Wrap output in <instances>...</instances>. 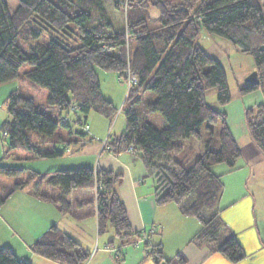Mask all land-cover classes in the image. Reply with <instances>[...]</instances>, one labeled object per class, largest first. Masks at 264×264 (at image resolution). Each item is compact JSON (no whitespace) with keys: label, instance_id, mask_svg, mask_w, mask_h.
Returning <instances> with one entry per match:
<instances>
[{"label":"trees","instance_id":"obj_1","mask_svg":"<svg viewBox=\"0 0 264 264\" xmlns=\"http://www.w3.org/2000/svg\"><path fill=\"white\" fill-rule=\"evenodd\" d=\"M149 7L158 12L154 25L142 15ZM117 8L124 13L120 31L113 30L105 0H0V85L16 79L20 66L27 63L31 68L24 77L46 88L47 105L59 110L56 121L37 109L30 95L17 90L8 94V118L0 124V140L7 148L0 158V178L19 180L0 182V207L13 192L32 182V192L43 199H52L44 186L57 187L60 194L54 200L62 211L68 207L65 197L70 190H90L95 198L98 233H104L109 225L122 241L129 240L133 234L115 190L120 174L90 167L40 174L6 162L64 155L71 139L58 130L59 125L68 128V136L72 135L71 125L85 131L90 112L110 119L117 111L103 96L97 71L115 72L124 83L129 71L134 80L126 87L120 109L124 131L106 138L102 149L116 155H136L153 180L156 204H177L182 214L200 222L192 238L197 247L238 263L245 254L232 235L222 239L226 226L218 202L223 185L211 167L224 163L232 169L241 150L225 112L206 101V92L212 88L220 105L226 104L230 95L222 65L197 40L204 29L250 55L257 82L240 85L239 92L260 90L264 99V0H122ZM43 33V43L26 50L19 44V39L34 41ZM153 113L163 118L160 127L147 120ZM245 113L249 135L264 155V106ZM69 114L73 115L70 120ZM217 123L218 148L211 149L212 127ZM202 126L207 138L203 152L191 166L172 160L171 155L182 149L179 141L200 139ZM16 149L27 151V155L21 157ZM189 195L192 200L183 204ZM31 250L60 264H81L88 256L54 226L31 245ZM149 255L155 264H167L160 250L153 249ZM181 260L180 256L175 259L179 264ZM0 264L29 263L0 245Z\"/></svg>","mask_w":264,"mask_h":264},{"label":"crops","instance_id":"obj_2","mask_svg":"<svg viewBox=\"0 0 264 264\" xmlns=\"http://www.w3.org/2000/svg\"><path fill=\"white\" fill-rule=\"evenodd\" d=\"M112 79L117 86L118 76H112ZM101 92L112 103L102 89ZM254 94L257 103L250 104L248 108L261 104L264 106L260 90L240 93L243 95L241 97ZM245 110L244 108L243 111ZM108 121L104 117L97 125L87 126L86 132L89 133L93 148L89 149V153L85 152L80 147L84 140L78 139L70 152L74 154L69 160V166L72 167L65 168L90 167L120 174L115 190L124 205L130 232L133 234L129 240L122 241L109 225L104 233H98L95 198L90 190H70L65 197L68 207L62 211L54 200L60 194L57 187L44 186V191L52 197L49 200L34 195L32 187L28 185L13 192L0 207V245L8 246L18 259L29 264H60L31 250V245L54 226L86 251L88 256L81 264H155L149 255L153 249L161 251L163 261L167 264H179L175 261L177 256L182 259L180 264H264V155L252 141L244 119L242 125L245 124V128L240 133V145L237 137L233 135L245 164V169L240 168V190L236 187L229 195L223 196L222 189L223 193L221 192L218 202L221 208L219 215L226 226L222 239L232 235L245 254L244 259L238 263H231L206 247H197L192 238L199 230L200 222L194 217L182 214L177 204H156L153 180L147 175L136 155L129 152L116 155L108 151L103 154L100 143L105 137ZM246 151L248 152L245 153ZM2 154L3 149L0 146V158ZM83 155L89 156L88 163H82ZM216 167L218 170L219 166L211 167L214 174L217 173ZM53 170L52 168L49 171ZM35 171L40 174L49 172ZM229 197L231 200L240 198V239L232 229L233 219L224 209ZM142 236L147 237L148 247Z\"/></svg>","mask_w":264,"mask_h":264},{"label":"rangeland","instance_id":"obj_3","mask_svg":"<svg viewBox=\"0 0 264 264\" xmlns=\"http://www.w3.org/2000/svg\"><path fill=\"white\" fill-rule=\"evenodd\" d=\"M121 2L122 0H105V9L107 11L108 16L110 17L114 31L121 30V24L124 13L119 8H117V4H120ZM130 10H132V8H130L129 11ZM157 14L158 12L152 7L142 10V15L147 18V21L148 23H150V25H154L153 19L157 17ZM44 36L45 33H43L37 40L34 41L19 39V44L22 47H24L26 50L31 48L34 44H40L45 42L46 39ZM197 42L199 46L208 55L216 58L219 61V63L222 65L230 95L229 101L224 105H220L216 101V91L215 89L212 88L206 92V101L214 109L225 112L226 123L229 126V128L231 127L232 129L231 132L233 135L237 137V142L240 145V133L245 128V124L242 125L243 124L242 119L245 120V115H246L245 112L246 110L249 109L248 107L250 106V104L257 103L254 100V96H256L255 94L241 97L243 95H240L239 92L240 83L242 85L244 83L243 81L246 78V75L252 71V67L254 66L253 59L250 55L238 51L228 40L219 37L217 35L209 34L204 29L200 30V35L198 37ZM30 68L31 66L29 64L23 63L19 68V76L16 79L7 81L0 85V124L2 121L8 118L5 101L8 94L13 90H17L26 95H30L34 99V104L37 109L42 111L44 114L50 116L54 120L56 121L58 120L59 110L56 107L47 105L46 103V97L48 93L47 89L30 83L24 77L23 75L24 72L29 70ZM97 72L103 93L111 98L112 104L117 108L115 115H113V117L108 119L109 123L105 129L106 134L104 139L101 140L102 143H100L103 145L106 138L108 137L111 138L113 135H118L119 133L124 131L125 128L124 113L120 109L122 103L124 102V98L126 94V83L117 80L118 83L117 86H115L116 81L114 82V80L112 79V76H117L115 72L105 71V70H98ZM119 90L121 94L118 92ZM118 93L119 96L117 95ZM244 108L246 109L245 111H243ZM62 114L65 115L64 112H62ZM72 118L73 115L69 114L68 119L70 120ZM102 118H104L102 117V115H99L98 113L95 112H90L86 119V127L90 126V124L94 126L97 125L98 121H101ZM147 120L153 123L156 127H160L161 126L160 123L162 122L163 118L161 117L160 114L153 113L148 117ZM67 129L68 128L61 125H59L58 127V130L60 132H64L66 139L68 140L71 139V142H69L68 148L64 155L54 159L53 158L35 159L31 161L20 160L17 162L14 161L11 162L10 159H7L6 162L11 165L16 164L15 166L17 165L23 166L27 170L35 169L44 172L49 171L52 168L54 170H57V169H64L65 167H72L69 166L70 163L69 160H71L74 157V154L70 153L71 149L74 147L75 144L74 141L77 138L84 140L83 145H80V147L83 148V150L87 153H89L90 148L91 149L93 148V145H91L90 143L92 140L89 138V133L85 132L80 126L71 125L70 130L72 131V135H68V136H67V132H68ZM218 130H219V123H217L212 127L213 134L210 138L211 149L218 148V137H217ZM200 134H201L200 139H196L192 137L187 139H181L179 142L183 144L182 149L179 152L173 153L171 155V159L189 168L193 163V161L203 152L204 139L207 138V131L203 126L200 128ZM0 146L3 149V152L7 151L6 146L2 143L1 140H0ZM15 151L21 157L27 155V151L23 149H16ZM105 152L106 151L104 150L103 154ZM247 152L248 151H246L245 153ZM88 160H89V156L83 155L82 163H88L87 162ZM244 165L245 164L241 156L238 159H236L232 169L227 168L226 164L224 163H220L216 165L219 166L218 170L217 167L215 170H217L218 174L217 173L216 174L220 176L223 185V192H224L223 196L229 195L233 189H236V187H239L240 190V168H242V170L245 169ZM18 180H19L18 177L0 178V182L1 183L4 182L6 184H12L14 181H18ZM32 183L29 184V186H32ZM192 198H193L192 195L187 196L184 199L183 204L189 203L192 200ZM228 201L229 202L224 206V209L225 212H228L231 218L233 219L232 229L235 231V233L240 239V229H241L240 228V198H238L237 200H231V198L229 197ZM250 210H252V208H250ZM108 232L110 233L109 229Z\"/></svg>","mask_w":264,"mask_h":264},{"label":"built area","instance_id":"obj_4","mask_svg":"<svg viewBox=\"0 0 264 264\" xmlns=\"http://www.w3.org/2000/svg\"><path fill=\"white\" fill-rule=\"evenodd\" d=\"M134 80V76L131 72L128 71V75L126 77L125 83H126V87L128 88L130 86V84L132 83V81ZM85 131L87 130V127H84ZM93 192L95 194L96 192V187H93ZM142 239L144 240V242H148V239L146 236H142Z\"/></svg>","mask_w":264,"mask_h":264},{"label":"water","instance_id":"obj_5","mask_svg":"<svg viewBox=\"0 0 264 264\" xmlns=\"http://www.w3.org/2000/svg\"><path fill=\"white\" fill-rule=\"evenodd\" d=\"M256 72L253 70L245 79H244V83H256Z\"/></svg>","mask_w":264,"mask_h":264}]
</instances>
